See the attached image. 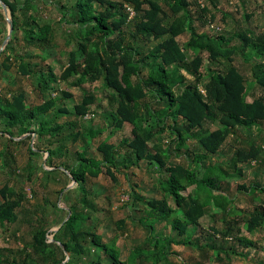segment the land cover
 <instances>
[{"label":"rangeland","instance_id":"rangeland-1","mask_svg":"<svg viewBox=\"0 0 264 264\" xmlns=\"http://www.w3.org/2000/svg\"><path fill=\"white\" fill-rule=\"evenodd\" d=\"M24 1L16 0L19 7L23 6ZM149 1L159 4L172 21L166 0ZM188 2L196 33L209 37H223L226 47L235 50V54L231 57V62L225 59L215 62L205 61L197 79L187 76L182 70L180 73L186 78L184 84L196 85L205 95L204 89L210 81L211 73H225L230 68H235L248 83L247 101L251 103L255 99L262 98L264 92L253 84V74L257 71L264 73V60H257L250 55V49L253 46L246 45L238 33H246L252 37L264 35V0H215L214 3L211 0H188ZM34 4L39 9L40 25L50 26L53 32L52 37L45 46L25 49L21 42L23 35L17 33L13 45L16 48V54L22 57L25 63L33 65L38 74L22 76L15 67L1 73L0 101L10 98L11 94L18 93L24 94V104L28 108L54 100L56 106L38 118L41 121L50 122V125L65 122L69 125L77 122L71 131L79 132L81 137L74 142L72 136H66L70 133L66 128L59 132L58 135L66 136V148L53 159L54 167L49 165L47 153L49 144L45 139L37 140L29 133L18 137V129L12 130L15 132L12 140L22 141L20 144L0 137V152H9L6 150L9 148L15 157L13 173H8L9 170L2 166L4 159L0 160V189L7 184L13 191V198L23 195V207L17 209L18 222L0 224V247L4 250L5 259V262L1 264L14 262L21 264L23 261H26V264H41L27 258L21 251L31 241L34 227L43 226L48 230L49 242L54 241V235L72 212V204L79 198L80 192L76 191V182L73 181L70 171L62 164L68 163V166H74L78 163V154L81 152H85L88 158L102 161L103 154L99 150L102 142L118 146L123 139L132 137L130 124L126 123L119 128L115 126L117 107L110 98L111 91L107 89L103 81L77 86L78 77H72L69 80L61 79L68 67L71 53H75L78 64L83 62V56L77 47L78 27L67 26L58 7L44 5L41 0L34 1ZM95 7L96 10H100L99 5ZM144 8L148 7L144 6ZM7 14L10 18L9 11ZM1 15L3 19H0V30L3 34L0 37V50L6 41L9 29L5 14ZM125 30L127 34L133 31L126 28ZM190 40V33L177 38L182 48ZM130 41L128 37L127 43ZM139 41L136 46L138 45L143 55H147L158 44V42ZM185 55L188 62L192 61L191 53L185 52ZM46 80L49 83L45 84ZM44 85H49L46 90H43ZM183 90L184 87L180 86L176 92L181 93ZM84 96L94 97V103L89 106L90 112L86 116L76 118V107L82 103ZM149 100L150 107L157 111V114L149 120V125L156 128V125L172 124V118L164 117L168 108L156 105L153 100ZM174 118L178 126L185 124L183 118L178 116ZM5 122V118H0V134L8 129L4 126ZM218 127L216 122H207L204 126L205 131L198 132L195 137L187 139L186 145L179 151H174L169 160L171 163L196 169L199 178L210 166H217L224 174L218 176L221 174L220 171H214V176L220 177L218 178L219 190L211 194L207 189H197L195 185L188 186L182 192L185 196L189 193L198 195L199 200L205 204L204 215L196 224L189 225L186 232L179 234L178 231L171 230L169 222L162 220L152 223L155 226L152 232L150 220L142 221V218L148 216L147 208L141 201L133 200V194L147 199L162 198L158 178L164 176L165 170L159 167L156 161L142 160L131 164L132 161L128 160L124 149L115 154L111 165L117 180L103 171L99 177L89 178L84 183L90 192L87 200L90 208L84 216L83 226L97 233L104 243L115 241L122 263L128 260L137 247L153 249L154 245L149 244L148 240L154 235H161L183 240L185 244L171 245L168 249L169 257L161 262L157 263L153 259L142 256L138 257L134 264H264V226L248 233L244 224L251 212L264 206V193L254 187L255 185L264 186V121L251 129L239 127L234 134L226 138L217 154L195 162V155L201 151L198 137L206 133L208 129L211 131ZM98 130H102V133L94 138L93 133ZM174 137L173 132L167 128L163 133L156 135L148 143V147L151 149L154 144H161L167 148ZM55 140L52 142V148L58 147ZM252 145L259 150V160L238 163L237 151L249 150ZM29 147L37 151V155L31 154ZM57 168H61V172ZM241 186L246 187L247 190ZM61 189L63 191L60 193ZM2 202L3 199L0 196V204ZM168 203L173 209H177L172 198L168 197ZM181 216V213H177L172 218ZM121 220L125 221L123 229L118 227V222ZM224 233L227 235L225 236ZM238 237H243L251 244L239 242ZM102 252L101 247H92L91 255L86 261H93L94 257L101 255ZM68 257L69 253H67ZM67 261L68 259L61 264ZM73 264H77L76 259Z\"/></svg>","mask_w":264,"mask_h":264},{"label":"trees","instance_id":"trees-1","mask_svg":"<svg viewBox=\"0 0 264 264\" xmlns=\"http://www.w3.org/2000/svg\"><path fill=\"white\" fill-rule=\"evenodd\" d=\"M0 1L9 11L13 25L11 40L0 55V78L1 73L14 67L22 76H34L38 74L36 68L25 63L13 47L17 33L23 35L21 39L23 48L36 49L49 43L53 33L52 28L48 25H40L39 9L34 4L36 0H25L20 7L16 0ZM41 1L44 5L58 7L67 26L78 27L77 47L83 56V62L78 64L75 53H71L68 67L61 79L69 80L72 77H78L77 86L103 81L107 89L111 91L110 98L117 107L115 126L119 128L126 123L130 124L132 137L123 139L118 146L102 142L99 145V150L103 154L102 161L88 158L85 152H81L78 154V163L74 166H68V163L62 164L70 171L73 181L76 182V191L80 192L79 198L72 204L70 217L63 221L54 235V241L49 242L47 229L43 226L41 228L35 226L31 241L21 251L27 258L41 264H61L66 259L68 261L65 264H73L75 259L77 264H134L136 259L142 256L153 259L157 263L161 262L169 257L168 249L171 245H181L185 242L170 236L154 235L148 240L149 244L154 245L153 249L137 247L128 260L122 263L115 241L104 243L97 233L83 226L84 216L90 208L87 202L90 192L84 183L89 178L99 177L103 171L117 180L111 165L115 154L122 149L126 151L128 160L132 161L131 164L142 160L156 161L157 165L165 170L164 176L158 178L162 198L147 199L133 194L132 199L141 201L147 208L148 216L142 218V221L150 220L152 232L155 230L152 223L162 220L169 222L171 230L183 234L189 225L196 224L204 215L205 204L199 200L198 195L189 193L185 196L182 192L188 186L195 185L197 189H207L211 194L219 190L218 178L220 177L218 176L224 174L217 166H210L199 178L196 169L169 162L172 154L184 147L187 139L195 137L198 132L205 131L204 126L207 122H216L219 127L211 131L208 129L206 133L198 137L201 153L195 155V162L217 154L226 138L234 134L239 127L251 129L264 121V96L249 103L247 101L248 83L235 68H230L225 73H211L210 81L204 89L205 95L196 85L184 84L186 78L180 73L182 70L187 76L197 79L205 61L215 62L225 59L231 62V57L235 54V50L226 47L223 37H209L196 33L188 0H166L172 21L159 4L149 0ZM64 1L66 2L63 4ZM211 1L214 3L215 0ZM95 5H99L100 10H96ZM144 6L148 8L145 9ZM129 10L134 13L132 18H130ZM1 14L4 15V11L0 5V19H3ZM125 28L133 30L132 33L127 34ZM185 33L191 34V40L182 48L177 38ZM2 34L0 30V37ZM238 34L246 45L253 46L250 49V55L257 60H264V35L252 37L242 32ZM128 37L131 39L129 43H127ZM138 40L146 43L158 42V44L147 55H143L138 45L136 46ZM185 52L193 55L192 61L188 62ZM253 78V84L264 92V73L254 72ZM44 83L49 82L46 80ZM47 86L44 85L43 90H46ZM180 86L184 87V90L177 93L176 90ZM82 99V103L76 107V118L86 116L90 112L89 106L94 103L92 96H84ZM149 99L156 105L168 108L164 117L172 118V124L156 125V128L149 125V120L157 114V111L150 107ZM55 106L56 102L49 100L40 106L28 108L24 104V94H11L10 98L0 101V118L6 119L4 126L8 128L0 134V137L20 144L22 141L12 140L15 137V132L12 130L18 129V137L29 133L37 140L45 139L49 144L47 149L49 165L52 166L53 159L66 148V136H72L74 142L81 137L79 132L71 131L77 122L69 125L67 122L50 125V122L41 121L38 118ZM174 116L183 118L185 124L178 126ZM63 128L70 133L66 136L58 135ZM167 128L175 135L169 146L164 148L161 144H154L150 149L148 143ZM101 133L102 130H98L93 133V137ZM54 139H56L57 148H52ZM6 150L9 152H0V160L3 158L2 166L9 170L8 173H13L15 157L9 148ZM29 150L31 154L37 155V151L31 147ZM258 155L259 150L252 145L249 150L239 149L236 160L238 163L257 161ZM57 169L61 172V168ZM215 170L220 171L221 174L214 176ZM241 187L247 190L246 187ZM254 187L264 193V186L255 185ZM62 191L61 189L60 193ZM0 196L3 199L0 204V224L17 223V209L23 207V195L13 198L12 189L5 184L0 189ZM168 197L175 201L177 209L170 206ZM177 213H181L182 216L172 218ZM118 224L119 229H123L125 221L121 220ZM244 224L248 233L264 226V206L251 212ZM227 233L224 235L226 236ZM237 240L251 244L243 237H238ZM94 246L101 247L102 254L95 256L93 261H86L91 255L90 249ZM3 252V248L0 247V264L5 262ZM67 253H69L68 258ZM21 264H26V261Z\"/></svg>","mask_w":264,"mask_h":264},{"label":"water","instance_id":"water-1","mask_svg":"<svg viewBox=\"0 0 264 264\" xmlns=\"http://www.w3.org/2000/svg\"><path fill=\"white\" fill-rule=\"evenodd\" d=\"M0 5L2 6L3 8V11H4V14L6 16V19H7V23H8V35H7V38H6V41L2 47V49L0 50V55L5 51L6 47H7V44L10 42L11 40V37H12V34H13V25H12V21H11V17L9 18L8 17V10L6 8V6L0 1ZM70 217V214L68 215V217L66 218V220H68V218ZM65 220V221H66Z\"/></svg>","mask_w":264,"mask_h":264},{"label":"built area","instance_id":"built-area-1","mask_svg":"<svg viewBox=\"0 0 264 264\" xmlns=\"http://www.w3.org/2000/svg\"><path fill=\"white\" fill-rule=\"evenodd\" d=\"M130 11V10H129ZM131 12V11H130ZM134 16V13L133 12H131V15H130V18H132Z\"/></svg>","mask_w":264,"mask_h":264}]
</instances>
